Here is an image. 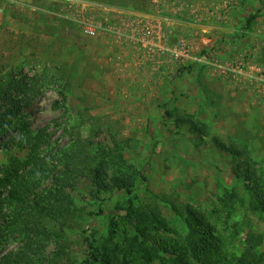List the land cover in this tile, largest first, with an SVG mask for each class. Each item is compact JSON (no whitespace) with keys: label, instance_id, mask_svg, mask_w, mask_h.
<instances>
[{"label":"rangeland","instance_id":"rangeland-1","mask_svg":"<svg viewBox=\"0 0 264 264\" xmlns=\"http://www.w3.org/2000/svg\"><path fill=\"white\" fill-rule=\"evenodd\" d=\"M181 1L0 0V93L19 81L29 104L0 137V179L23 187L34 171L37 179L20 193L33 208L67 176L61 154L77 144L87 150L63 190L69 216L26 227L14 223L15 208L4 206L11 224L0 234V263L90 264L92 256L91 264H170L178 257L181 264H264V93L238 90L201 67L197 85L183 76L179 86L151 92L160 95L151 103L147 92L116 88L97 74L89 54L92 40L113 39L126 19L169 24L185 17L194 0L185 8ZM162 3L171 9L162 12ZM245 3L229 0L225 10ZM251 5L241 21L246 31L264 18V0ZM260 23L253 27L262 51ZM87 25L99 27L95 36L84 33ZM201 37L212 39L207 58L227 53V36L205 30ZM76 45L84 48L82 68L75 66ZM240 94L248 108L236 101ZM137 102L159 104L157 121H133ZM24 127L41 134L39 148L13 145ZM189 227L207 240L199 243L207 254L202 261L189 255Z\"/></svg>","mask_w":264,"mask_h":264},{"label":"crops","instance_id":"crops-1","mask_svg":"<svg viewBox=\"0 0 264 264\" xmlns=\"http://www.w3.org/2000/svg\"><path fill=\"white\" fill-rule=\"evenodd\" d=\"M228 1L194 0L191 7H188L189 12L185 17L180 18L181 20L171 18L167 19V21H169L170 27H173L172 29L177 37H186L192 44L202 42L201 36L205 30L211 33L215 30V33L220 37L227 36L228 38L225 37L224 40L227 53L219 57L222 63H230L238 58L240 59L247 51L253 53L257 61L264 62V50L260 51L257 38L259 36L254 30L255 25L257 28V25L261 24L260 22L264 21V18L255 19L254 27L252 26L250 31L241 29V21H245V16L250 15L251 4H253L254 0H246L245 4L238 5L232 12L229 11L226 17L223 13ZM161 5L162 12L171 9L170 5L166 3ZM130 15H133V13L129 12ZM234 32L238 33V38L232 39L230 35ZM90 43L92 46L89 48V54H91L95 63L94 67L100 70L97 74L107 75L106 77L109 78L110 84L116 88L127 86L131 89H139L142 93L147 92L145 98L151 100L159 95H152L151 92L166 91L172 86H179L183 76H189L191 82L197 85V75L201 66H186L188 70L183 73L185 66L179 67L174 64L166 65L160 62H147L140 58L141 56L135 48L122 46L110 38L105 40V38L99 37ZM75 48V66L76 68H82L83 66L79 65L81 63L79 56L83 55L84 48L77 45ZM206 71L209 72L208 70ZM203 74L206 75L205 73ZM237 97L236 101L241 102L243 107L248 108L245 96L240 94ZM151 103L137 102L134 106L133 121H144V119L150 122L157 121L156 109L159 104Z\"/></svg>","mask_w":264,"mask_h":264},{"label":"built area","instance_id":"built-area-1","mask_svg":"<svg viewBox=\"0 0 264 264\" xmlns=\"http://www.w3.org/2000/svg\"><path fill=\"white\" fill-rule=\"evenodd\" d=\"M189 4L190 1L182 0L179 6L185 8ZM229 11L230 8L225 10L224 16ZM97 29L99 27L87 25L84 33L93 37ZM115 35L112 41L135 48L140 58L147 62H166L179 67L198 65L238 90L264 93V67L257 63L250 51L245 52L239 60L224 65L218 57L207 58L203 55L204 48L212 46L210 37L204 38L201 43L192 44L187 38L175 36L174 31L160 17L126 19Z\"/></svg>","mask_w":264,"mask_h":264},{"label":"trees","instance_id":"trees-1","mask_svg":"<svg viewBox=\"0 0 264 264\" xmlns=\"http://www.w3.org/2000/svg\"><path fill=\"white\" fill-rule=\"evenodd\" d=\"M254 19V16L250 17L247 21V23H250ZM26 85L21 84L19 81L12 80L7 88L3 89L0 93V137H4L6 133L9 131L10 122L19 115L22 111H24L26 108L29 107V104H26L27 102V90ZM12 92H16L17 94H21L20 99L11 98L10 94ZM59 94L63 97V100L65 101L66 98L64 97L62 92H59ZM44 139L41 136V134L32 136L30 131L27 127H24L23 129H20V136L17 138H14L13 145H18L22 148H39L40 144L43 143ZM34 151V150H32ZM86 146L84 144L80 145L77 144L75 148H71V151H67L61 156L63 157V166L67 173V176L60 179V188L55 190V192L50 193L49 196H41L37 199V201L34 203V207L30 208L29 206H26L24 198L21 197L20 193L23 191L22 188L25 190H28L29 187L27 184H30V182L34 181V179H37V174L33 171V175L35 176L34 179L27 178L25 179L24 185L27 187H20V185H15L11 181L10 178H4L0 179V190L4 189L7 191V195L3 198H0V234L3 232L4 226L8 228L11 222H6V220L3 218V210L4 206L8 204L9 209L15 208L18 211V217L15 218V222H19L22 226L28 227L30 224H33L32 227H37L38 223L41 222L43 219H64V216L70 215V208L71 205L70 200L67 196L63 193V190L65 188H71L70 186V176L75 174L74 167H75V161L77 160V156L79 157H87L86 154ZM104 157H102L103 159ZM102 162L100 161V164ZM96 171V170H95ZM92 177V176H90ZM92 182L97 185V181L94 177L91 178ZM118 184V182H117ZM118 187V186H117ZM1 196V194H0ZM2 221V223H1ZM30 228L31 231H33ZM189 233L187 235V249L189 252V255L196 261H202L206 257V250L204 247L199 246V243L206 244L207 240L204 241L203 239L199 238L197 233L194 232V230L189 227ZM44 233V231H43ZM91 248V246H90ZM205 253V254H203ZM92 262L95 260L91 256ZM90 260V261H91ZM91 262V263H92ZM90 263V264H91ZM170 264H181L182 259L178 257L175 260H169ZM2 264V263H0ZM5 264H8L5 262Z\"/></svg>","mask_w":264,"mask_h":264}]
</instances>
